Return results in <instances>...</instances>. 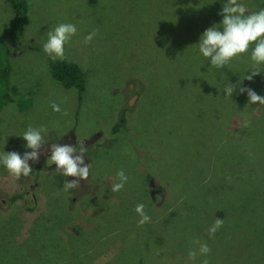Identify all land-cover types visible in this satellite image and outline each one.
<instances>
[{
	"label": "rangeland",
	"instance_id": "374dc122",
	"mask_svg": "<svg viewBox=\"0 0 264 264\" xmlns=\"http://www.w3.org/2000/svg\"><path fill=\"white\" fill-rule=\"evenodd\" d=\"M58 1L28 0L24 34L16 43L23 41L25 44H35V35L46 32L49 23L54 24L55 20L58 23H75V16H82L86 12L84 3L82 10L75 6L79 0H61L62 5H58ZM242 2L253 8L259 3L258 0H242ZM212 3L214 0H186L188 13L169 19L175 20L174 24L159 27L166 35L165 37L161 34L164 37L161 47L167 46L171 59L164 60L160 54L155 53L150 58L149 67L153 69L158 67L161 61L166 62L163 68L169 72L162 76L166 81L162 87L151 89L149 86H154L152 83L137 77L145 68V56L142 55V60L139 56L142 54L141 50L139 54L135 49H129L126 54L124 51L116 52L114 58L103 57V60L95 65L98 67L99 80L96 83L94 80L92 83L105 90L106 87L112 89L120 80V72H123V77L125 70L127 72L139 70L138 75L127 78L112 89L117 90L114 96L119 95L115 104L120 103L125 94L130 118L135 120L132 124H138V126L133 125L128 133L130 142L135 146L134 162L130 157H126L119 167L116 165L119 154L122 155L117 145L119 140L113 139L110 128L105 129L110 120L115 118L114 103L110 101L112 97L109 91L97 92L94 96L91 93L88 99H84L85 92H83L82 101L78 100L79 110L75 112V95L78 98L76 89L64 88L51 78L44 55L26 50L13 59L7 80L3 82L6 88L2 92H7L8 96L3 103H0V153L4 150L23 153L25 142L16 135L29 125L44 126L45 138L49 139V143H70L76 146L77 150L83 145L85 163H90V173L86 180L90 186L84 180L81 182L79 180L78 186L71 192L54 186L55 175L59 172L54 169V165H47L45 155H41L39 161L33 165L29 176H22L19 180L0 167V249H4L6 243L13 240L14 234L20 241L27 236V245L24 244L23 247H21L23 243L17 245L19 254L13 264H35L34 257L41 260L39 264H44L47 257L43 250L38 249L41 245L46 247L53 261L77 264L75 254L82 249L77 237L87 234L86 223L97 225L102 230H110L113 226H117L127 238L142 237L148 232H159L168 239L172 236L173 230L179 227L178 221L169 223L164 217L168 203L176 204L178 208H187L191 201H196L208 211L216 206L225 207L223 225L216 233L220 242L229 243L243 230L246 234L251 232L248 227L250 221L247 220L245 224V215L251 211L264 210L262 205L264 204V105L257 102L246 117L231 115L227 124L232 130L228 129L225 126L226 122L221 119L216 121L215 126H212L213 121L205 122V125L197 123L200 117L199 109H203L206 116L212 105L217 106L228 97L224 95L226 87L236 86L233 93L236 94L235 97L240 96L239 82L246 71H243V64L237 56L228 62L227 69L215 68L213 75H205V72L195 67L199 61H202L195 44L199 37H195V34L198 31L202 32L203 23L211 17L213 19L206 24L207 27L218 23L221 19L217 15L220 1L213 5L214 9L210 8L213 11H208ZM9 14L11 16L6 18ZM13 14L11 5L5 0H0V44L1 35L4 36L6 26ZM162 16L163 14L158 11L153 14V19L158 21L163 19ZM143 26L146 29L147 20L143 22ZM100 31L91 32L94 33L93 38L87 43L84 38L89 34L88 32L74 35L65 45L64 57L79 61L76 58L83 60L88 58L86 52H81L83 48H89L93 52L100 51L110 33L108 26L106 31ZM124 34L126 37L130 35L129 32ZM151 42L149 33L141 36L138 44L141 48L151 45ZM127 43L128 39H125L109 52ZM247 64L250 65V70L260 71L259 76L254 79L259 82L256 87L257 92L264 96V65L253 66L249 58ZM218 75L219 77L216 78ZM175 81L183 82L182 84L187 87V96L177 97L183 103L185 112L191 108V101L201 106L199 109L192 108L189 112L193 118L189 140L185 131L186 126L185 129L183 128L187 116H179L180 108L162 103L159 109L155 105V102L160 104L158 92H164V89L172 86ZM169 94L172 95L173 92L169 91ZM244 95L247 98L246 93ZM146 99L152 103L145 104ZM237 101L236 98L227 101V104H234ZM53 102L60 105V112L51 110L50 105ZM247 105L251 106L249 103ZM120 111L122 114L117 118L123 122V108ZM173 113L178 115L171 119ZM158 117L164 119L165 123H159ZM127 118L128 116L125 120ZM103 128L104 131L101 130ZM173 129H176V133ZM93 134L97 135L95 139L92 137ZM104 139H113L116 145L108 147ZM97 141L101 143L98 153L93 151ZM90 154L92 156L88 157ZM93 156L96 160L94 163L91 160ZM29 163L31 164V161ZM37 165L38 170H36ZM146 169H149L151 174L145 185L156 188L154 194L160 203L157 201L152 203L145 197L140 176H144L142 173L145 174ZM118 170L125 172L128 182L121 191L113 192L111 186L118 182L116 176ZM98 173H102L105 179L96 180ZM92 182L99 187L94 188ZM21 192H27L24 196L27 204L32 206L31 210L27 209L21 200L16 199L14 202L9 200L10 195ZM147 194L149 195L148 192ZM70 196L74 199L73 206L68 203ZM207 199L215 201V204L207 206ZM137 203H144L145 211L151 217L147 222L148 226L146 223L142 226L137 224L138 217L134 212ZM153 204L161 208H156ZM154 216L158 218L156 222L152 221ZM205 225L209 228L211 224L205 222ZM120 226H125L128 230H122ZM30 231L34 233L28 235ZM107 234H112V231ZM235 238L234 244L249 243L243 253L252 264L262 263L264 251L256 248V240L253 237L236 235ZM63 242L67 243L66 248ZM161 254H166V251H161ZM12 257H14L13 252L9 258ZM100 257L94 258L91 264H101L104 259ZM2 263L0 260V264ZM86 263L89 261L83 264Z\"/></svg>",
	"mask_w": 264,
	"mask_h": 264
},
{
	"label": "trees",
	"instance_id": "16d2710c",
	"mask_svg": "<svg viewBox=\"0 0 264 264\" xmlns=\"http://www.w3.org/2000/svg\"><path fill=\"white\" fill-rule=\"evenodd\" d=\"M5 1L11 5L14 14L10 18L9 23L6 26L4 36L1 35L2 42L0 44V103H3L7 97L5 96L7 95V92H2V90L6 88L3 82L7 80L8 74L10 72L9 67L11 66V62L14 58L22 54V50L17 52L13 47L9 45L22 38L24 24L28 16L27 11L29 7L28 0ZM219 1L220 0H214V3H212V6H210L209 8H213V5H216ZM258 1L259 3L254 8L253 6L250 7L249 4H245V6L250 12L258 11L264 8V0ZM63 3L66 4L65 2ZM83 3L85 4L86 12L82 16H75L74 24H76L77 26V33L75 34V36L82 34L83 32L95 33V31L101 32L100 30L106 31L108 26L110 33L105 39L100 51L93 52L89 48H83L81 52H86L88 58L84 60L76 58L79 59V61L68 60L65 57L63 59H57L55 61L50 60L49 57L44 54L42 45L47 39V32L57 24H59L56 20L54 24H48V29L46 32L37 33V35H35V44H31V46L27 48L38 51L39 54L45 56V59H47V66L50 76L54 81L59 83L64 88L76 89L78 98L76 96L77 106H75V112H78L79 110L78 100L82 99L83 92H85L84 99H88L91 93L92 96H94L97 92L109 91L112 97V99L110 98V101L114 103L113 111H115V118L110 120V123L105 127V129L110 128L113 139L115 141L119 140L117 145H119L120 153L122 152V155L119 154V158L116 163L117 167H119V164L126 157H130L132 162H134L133 158L135 156V146L130 142V136L128 135V133L129 129L133 125L138 126V124H132V122H134L135 120L130 118V113L128 111L129 109L125 102V94L121 98V102H117L118 104H115L119 95L116 94V96H114L117 90L112 89L119 86L127 78L135 77L136 75H138L139 70L134 69L131 72H127L125 70L123 77V72H120V80L114 84L112 89L106 87L105 90V88L95 85L96 81L99 80V76H97L98 67H96L95 65H97L98 62H101L103 60V57H110L111 59L114 58V56H116V52L120 53L124 51L126 54L128 51L126 49H135L139 54V51L141 50L142 54L139 55L141 60L143 59V56H145V68L141 72L144 75L140 73L137 77L143 78L148 83H152L154 86L150 85L149 87L151 89L162 87L166 83L165 79H162V76L169 72V70L163 68V65H165L166 62L161 61L158 64V67H154L153 69L152 67H149L150 58L155 53L160 54V56L164 60L168 61L171 59V56L169 55L170 52L167 49V46L164 45V48L161 47L164 42V37L161 36V34H163L165 37L166 35L160 30L159 27L165 26L167 24H174L176 21L169 19L176 18L180 15H183L184 13L187 14L188 8L186 6V0H85L83 2L82 0H79L78 3H75V6L82 10ZM58 5H62L61 0L58 1ZM219 5L222 6L221 3H219ZM158 11L163 14V19L154 21L153 14ZM10 16L11 14H9L6 18ZM145 20H147V30L143 26V22ZM210 22L211 21L208 20L206 23H203L202 32L207 28L206 24ZM132 30H135V32H132ZM125 32H129L130 35L126 37L124 34ZM148 32L150 33L152 38L151 45L147 47L142 46L140 48V44H138V42L141 39V36L149 35ZM202 32L198 31L195 34V37H199ZM115 33L117 35L113 36V34ZM5 37H8L6 41H4ZM125 39H128L127 44L118 46L112 52H109L111 48L116 47L118 43L122 42ZM136 39L138 41L137 43ZM8 46L9 48H7ZM237 57L240 58V61L243 64V71L246 70L239 82L240 87L253 88L255 89L254 91L257 94L261 95L259 92H257L256 89L259 82L254 79L259 75H252L251 80L246 79V76L251 75V71H254L250 70L251 67L247 64L249 55L246 53L240 54ZM227 66H229V63L222 67V69H227ZM195 67L198 70L200 68L201 71L205 72V75H213V70L215 69V67L210 66L209 62L203 57L202 61H199L198 64L195 65ZM219 69L221 70V68ZM239 72L242 71L239 70ZM219 75L216 76V78H218ZM107 77H109V75ZM94 80L95 83H92L94 82ZM185 81L186 80H183V82ZM183 82L175 81L172 86L165 88L164 92H158L160 104L158 105L155 101L154 102L159 109L161 108L162 103L176 105L180 108L179 116H187L183 128L185 129L186 126L185 131L188 134L189 140L190 125L193 122V118L190 116L189 112L192 108L199 109V107L201 106L195 104L194 101L190 100L191 108L185 112V108L182 107L183 103H181L177 99V97L185 98L187 96V87L186 85L182 84ZM169 91H172L173 94L170 95ZM235 95L236 94L233 93L232 97L234 98L227 97L217 106L212 105L210 107L211 110L208 111L209 113L206 116V113L203 112V109H199L200 117L197 123L199 125H205V122L208 123L209 121H213L212 126H215L216 121L218 119H221L226 122L225 126L228 127V129L232 130L231 126L227 124L230 116L240 115V117H246L250 113V111L254 109L255 105L250 104L251 106H248V99L244 94H240V96L237 97H235ZM236 98L238 100L236 103L227 104V101L234 100ZM144 102L148 105L152 103V101L147 99ZM122 108L124 120L123 122L117 118L121 116L122 111L120 110H122ZM177 115L178 113H173L171 119H174L175 117H177ZM127 116L128 118L127 120H125ZM157 120L161 124L165 123V120L161 117H158ZM105 129L103 128L101 130L104 131ZM237 130L238 129H235V131ZM174 131L176 133V129ZM92 137L95 139L97 135L93 134ZM113 139H104L105 145H107L108 147L115 146L116 143ZM99 144L101 143L97 141V144H95V148H93V151H95L96 153H98V150L101 148V145ZM193 150H195L194 147ZM91 156L92 154H90L88 157ZM91 160L93 161V163L96 161L94 159V156L91 158ZM92 165L94 167V164ZM38 169L39 166L37 165L36 170ZM148 171L149 169H146L145 174L142 173L144 176H140V184L145 191V197H147L150 202L153 203V201H157L158 203H160V201L157 199V196L154 194L156 188L151 187L149 184V187L145 185V183L149 180V175L151 174L150 171ZM96 175V180L105 179L102 173H98ZM65 179L70 180L71 178H65L59 173H56L54 178V186L57 189L63 188ZM84 181L87 185H89L86 180ZM92 184L94 188L99 187L94 182H92ZM69 191L71 192L73 190ZM147 192L149 193V195L147 194ZM24 193L27 194V192L12 194L9 196V200L11 202H14L16 199L21 200L24 202V205L27 206V209L31 210L32 206L27 204L26 196H24ZM30 203L32 204V201H30ZM68 203L71 206L74 205V199L72 196L68 198ZM206 204L207 206H211L215 204V201L207 199ZM153 205L156 208H161V206L159 205ZM225 213L226 208L223 206H216L213 210L208 211L201 205H199L196 201H191L187 208H178L176 204L168 203V209H165L164 217L169 223L174 220L179 222V227L173 230L172 236H170V238L168 239H165L164 236L161 235L162 233L160 234L159 232H148L146 234H143L142 237L132 236L127 238L123 236L122 231L117 226H113L112 228H110V230H102V228L97 227V225L94 226L90 223H86L89 231L87 230L86 235L82 234L77 237V240L80 242L82 249H80V251L75 254V261L77 264H83L87 261H89V263L86 264H91L94 258H98L101 256L100 258L104 259L101 264H203V261L205 260L207 261V264H252L249 258L243 253L245 248L249 246V243L245 242L244 245H237L233 242L236 239V235H238V237L244 236L246 238L250 236L256 240V248L264 251V210H256L247 213L245 215V224L247 223V220L248 222L250 221L248 227L251 232L249 234H246L245 230H243L242 232L237 233L234 239L230 241L231 243L220 242L218 240V237L216 236L217 232L214 235L210 236L208 233V228L205 225V222L212 224L216 218H220L223 220ZM157 220V216H154L152 218L153 222H156ZM146 226H148L147 223ZM121 229L128 230L125 226L121 227ZM34 231L28 232V235L33 234ZM111 231L112 234L108 235L107 233ZM26 238L20 241L14 234L13 240L6 243V247L4 249H0V251L2 252V255L0 256V260L1 262H3L2 264H13L15 259L18 258L19 254L17 250L19 246L17 245H21L22 243L23 244L21 245V247H23L24 244L27 245ZM194 241H200L202 243L206 242L208 244L210 252L206 257L200 256L198 254L194 260H190L188 258L189 250L198 249V244L194 243ZM66 245L67 243L63 242L64 248H66ZM38 249L43 250L42 252H44L47 257L45 262H43L44 264H65L62 261H53L50 258L44 245L39 246ZM163 250L166 251V254L164 255L161 254V251ZM11 252H13L14 257L9 258ZM33 262L35 264H39L41 263V260L37 257H34ZM261 264H264V259L262 260Z\"/></svg>",
	"mask_w": 264,
	"mask_h": 264
},
{
	"label": "clouds",
	"instance_id": "9594fccd",
	"mask_svg": "<svg viewBox=\"0 0 264 264\" xmlns=\"http://www.w3.org/2000/svg\"><path fill=\"white\" fill-rule=\"evenodd\" d=\"M220 3L222 6H220L217 15L221 19L218 23H213L207 27L200 34L198 42L195 43L198 48V54L205 58L210 66L215 68H222L233 57L246 53L249 55L253 66L264 65V8L250 12L242 0H220ZM212 19L213 17L209 20L212 21ZM76 33L77 26L74 23L57 24L47 32V39L42 45L44 54L52 61L63 59L65 45ZM93 35L94 33H89L84 38L85 43L91 41ZM7 38L5 37L4 41ZM9 46L16 50L18 49L17 51L22 50V53L26 50H32L27 48L31 44H25L23 41L11 43ZM259 73L260 71H251V75H247L246 79L251 80L252 75ZM235 88L236 86L226 87L224 95L231 97ZM239 92L241 94L246 93L249 104L258 102V104L264 105V96L257 94L251 88L240 87ZM75 106H77V99ZM50 107L53 112L61 111L60 105L55 102L51 103ZM45 133L46 129L44 126L34 127L29 125L23 132L16 135L25 142L23 144L25 151L20 153L4 150L0 153V167L19 180L22 176H29L33 170V165L39 161L41 155H45L47 165H54V169L61 176L78 178L65 179L63 184L65 191L75 189L79 180H87L90 173V163H85L84 159V146L82 145L77 150L76 146L70 143H49V139L45 138ZM45 145H47V148H45ZM29 161H31V164ZM116 176L118 182L112 184L111 191L113 192L121 191L128 182V176L123 170H118ZM134 212L138 217V225L142 226L151 219L145 211L144 203H137L134 207ZM222 225L223 220L216 218L208 228L209 235H214ZM194 243L198 244V249L189 250L188 258L194 260L198 254L206 257L210 252L208 244L200 241H194ZM203 264H207V261H203Z\"/></svg>",
	"mask_w": 264,
	"mask_h": 264
},
{
	"label": "flooded vegetation",
	"instance_id": "af4514ba",
	"mask_svg": "<svg viewBox=\"0 0 264 264\" xmlns=\"http://www.w3.org/2000/svg\"><path fill=\"white\" fill-rule=\"evenodd\" d=\"M208 11L210 10V11H213V10H211L210 8L209 9H207ZM14 50H16L15 48H14ZM17 51V50H16ZM18 52V51H17ZM36 52H38V51H36ZM80 182H81V180H80Z\"/></svg>",
	"mask_w": 264,
	"mask_h": 264
}]
</instances>
